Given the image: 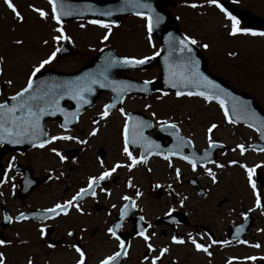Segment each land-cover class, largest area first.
Listing matches in <instances>:
<instances>
[{
	"label": "rangeland",
	"instance_id": "374dc122",
	"mask_svg": "<svg viewBox=\"0 0 264 264\" xmlns=\"http://www.w3.org/2000/svg\"><path fill=\"white\" fill-rule=\"evenodd\" d=\"M23 1L25 0H10L14 4L24 3ZM26 1L37 5L38 10H41L39 6L41 5L49 20L48 8L43 0ZM173 1L185 3L181 7L183 9L174 8L173 12L181 16L180 26H182L185 34L204 49L209 60V68L217 75L225 78L231 85L250 94L264 111V37L263 39H249L229 35L230 30H232L231 21L215 7V4H210L208 0ZM218 1L231 2L264 21V0H215V3ZM1 2L3 0H0ZM190 4H196L197 7H189ZM20 5L22 4L18 5L17 11L22 19L18 21L10 10L0 4V82L5 83L2 92L4 94L0 97V101L5 96L16 93L25 87L33 68L45 60L47 51L45 46L40 45L41 42L46 38L55 45L58 41V38L53 39L57 36L53 32L55 26L50 24V20L47 23L42 21L44 19L40 17L35 19L34 14H30L26 8ZM123 24L126 28H129V25L133 28L140 27L139 20H125ZM124 25L119 27L124 28ZM69 27H74L67 29L69 33L72 31L75 37L80 35V32L75 30L77 29L76 26L71 24ZM114 36L112 42L122 54L140 59L141 56L149 53L145 47L142 48V45L136 41L137 35L133 33L118 31L115 32ZM140 37L142 39V33ZM16 41H21V43L17 44ZM203 45H207V47L205 48ZM86 64L87 61H59L53 64L48 63L43 68L72 73ZM157 72V69L151 68L147 73L132 76L137 80H146L154 77L152 75L157 74ZM102 98L95 110L86 113L80 119V127L84 128V135L87 139L86 145L83 147L84 154L87 156H84L83 161L81 158L78 169L70 170L68 166L71 164L61 161L60 157L56 156L53 151L60 153L67 146L64 140H57L52 148L49 147L43 153L37 152L35 154L36 171L39 173L48 171L54 179L51 185L40 188L32 196L38 197L34 200L36 206L46 207L61 202L55 200L68 198L75 191L72 189L66 192V187L69 189L77 187L84 181L88 170L90 172L99 170L97 167L99 162H96V159L87 166L85 160L92 155L88 151H93L96 154L95 152L101 143L106 148H111L112 154L121 151L123 146L120 138L121 128L125 124V118L121 115V111L139 110L156 124L170 123L176 125L180 128L182 135L192 141L196 150L206 148L210 142H216L224 145L225 151L217 153L213 164L204 168L197 167L195 170L190 169L188 165L180 161L171 162V167H169L168 162L158 160L148 162L147 166H144L145 164L134 166V173H131L130 180L140 190L136 201H142L144 206H148L150 201H166L168 204L187 203L189 207H192L194 201H210L209 212L216 223L214 224L215 235L216 233L220 234L221 230L226 227L224 224L231 222L238 215L251 212L260 217L261 213H264V207L263 211L256 207L258 199L264 201V186L261 188L258 183L256 186H251L249 174L245 171V168L253 169L251 175L253 179L254 171L260 170L264 179V149L260 152L247 150L242 153L238 147L249 146L255 142L256 134L252 129L242 126L235 127L228 123L224 113L218 107L201 99L188 96L176 98L174 95L152 97L148 98L147 101L128 98L120 110L114 111L107 119L100 120L97 124H91V115L98 112V108H101L107 100V97ZM213 124L216 127L209 133L207 130ZM93 130H95V135L90 134ZM71 133H76V131H71ZM69 135L73 134L68 133V135L64 134L63 136ZM113 161L114 157L107 155L106 162H109L107 165ZM217 164L222 165V167L217 168ZM240 165H244V168ZM177 169L179 170V178H177ZM121 175H126L125 170L122 171ZM63 177L66 178L63 179ZM148 177H150L149 182L147 181ZM192 177H195L200 186L205 189V198H199L194 189L186 183V180ZM60 178L62 181L57 182ZM151 181L152 183H150ZM157 185L164 192L163 197L159 198ZM253 187L255 191H253ZM0 198L7 200V195L0 193ZM218 202L222 204L217 205ZM111 205L112 207L115 206V202ZM82 208H80V212ZM193 208L196 210L197 205H193ZM76 212L73 210L71 213ZM257 223L259 229L264 231V217H261ZM21 227L23 228V226ZM32 250L35 255L41 254L38 249ZM61 253L68 256V260L75 261L71 251L64 250ZM54 256L52 259L55 260L56 257ZM90 256L94 259L101 257L98 251Z\"/></svg>",
	"mask_w": 264,
	"mask_h": 264
},
{
	"label": "flooded vegetation",
	"instance_id": "af4514ba",
	"mask_svg": "<svg viewBox=\"0 0 264 264\" xmlns=\"http://www.w3.org/2000/svg\"><path fill=\"white\" fill-rule=\"evenodd\" d=\"M23 2L20 3L25 6L32 4V2L26 0ZM30 13L35 15V19L37 18L36 12L30 10ZM77 18H80V20H72L66 24L58 25L63 35L72 44V46H66L65 54H63L65 58L60 61L90 62L106 47L113 48L118 55L131 57L120 53V49L113 44L114 34L118 31H126L137 35L136 41L142 45V48L145 47L149 53L151 52V46L156 47L158 45L154 40L151 42L152 36L146 27H144L145 31L141 26L126 28L123 23L127 18L120 20L115 26L106 24L108 28L100 27L99 25L104 23L98 21L97 24L89 23L93 20H83L82 15L77 16ZM139 19L142 18L139 17ZM50 24L55 26L53 32L58 38L55 45L51 44L50 41L45 46L47 51L45 55L52 57L62 45L64 39L60 38V33L55 32L57 24L51 16ZM71 24L76 26L77 29L75 30L80 32L77 37L72 31L70 33L67 31V29L74 28L69 27ZM122 25H124V28L119 27ZM106 33L108 34L107 40L104 39ZM141 33L142 39L140 37ZM102 97L108 96L105 94L99 96L92 110L98 107L99 102L103 99ZM98 110V112L91 115V122L93 119L101 117L100 108ZM80 123L72 129L76 133L64 132L56 123H47L49 141L55 136L73 134L69 135L72 139L64 140L67 146L60 151L64 158L63 161L71 164L68 166L70 170L78 169L81 158L83 161L84 156H87L83 150L87 139L84 135V128L80 127ZM77 141H81V143H77ZM56 142L57 140L52 141L43 148H33L24 153L7 152L0 156V179L3 181L0 186V193L7 195V200L0 198V241L5 242L3 246H0V255L5 257V264L8 262L10 264H29V261H31V264H76L79 254L75 251V247H79L84 253L85 264H100L101 260L122 250L118 247L119 241L124 242V253L113 264H152V260L158 256L160 258L156 260V264H256L261 258L264 235L261 230L257 232V222L259 221L257 217L249 215L252 219L250 220L248 234L238 240L230 241L227 239L228 230L232 225L240 223L247 214L238 215L231 222L224 224L226 227L221 230L220 234L216 233L215 235L214 224L216 223L209 212L210 201H194L192 207H189L187 203L168 204L166 201H150L148 206H144L140 201H136L139 189L134 187V183L130 180L131 173H134V167L131 170L127 167L130 160L122 150L112 154L111 148H106L103 143L96 150V154L93 151H88L92 155L85 160L87 166H89L96 159V162H99L97 166L99 170L91 172L88 170L84 181L77 187L65 188L66 192L75 189L68 198L55 200L61 201L58 202L59 204L71 201L72 197L81 188L87 187V181L90 177H98L102 172L110 171L116 164L125 165V167L117 168L109 177L101 181V185L94 189L95 197L81 194V196L85 195V198H82L83 200L72 201L76 207H83L82 213H69L71 210H76V207L69 206L66 215L60 213L55 216H34V210L48 207L36 206L34 200L38 197L32 196L40 188L51 185L52 180H54L48 171L42 173L36 171L35 166L37 167V165L34 162V156L37 152L43 153L47 148H52ZM129 152L138 159L139 153L137 151ZM32 153L33 156H31ZM107 155L114 157V161L110 165H107L109 162H106ZM154 158L156 157H148L144 161ZM4 170L5 175L2 176ZM123 170H125V176L121 175ZM22 179L25 180V185L31 180L36 181V185L24 198L16 194ZM61 179H58L57 182L62 181ZM149 180L150 177L147 178L148 182ZM157 194L159 198L164 196L160 186ZM123 196L132 198L131 209L129 214L124 215L125 220L121 226L113 229L116 236L119 237V240H117L109 236L107 229L115 225L122 206L127 202L122 199ZM114 202L115 207H112L111 204ZM58 203L51 206L54 207ZM221 204L217 203V205ZM193 205H197L196 210ZM21 213L27 219H20ZM31 213L32 215H30ZM141 217H143V220H141ZM41 228L44 229L43 235L40 232ZM143 229H147L145 235L149 236L148 245H151V251L144 240L137 235V232ZM252 231L255 232L252 233ZM69 233H72V235H69ZM189 234L191 239L207 247L210 255L196 251L189 242ZM173 236L185 242L183 244H173L171 242ZM245 243L248 245L247 247L243 246ZM49 245H52V247H49ZM252 245H258V247H252ZM162 248H166L167 252L160 256V249ZM32 249L40 250L41 254L35 255ZM64 250L71 251L75 261L68 260L69 257L61 253ZM96 251L100 253L101 257L99 259L90 256ZM53 255L56 257L55 260L52 259ZM250 256L258 258L255 261H248Z\"/></svg>",
	"mask_w": 264,
	"mask_h": 264
},
{
	"label": "water",
	"instance_id": "95a60500",
	"mask_svg": "<svg viewBox=\"0 0 264 264\" xmlns=\"http://www.w3.org/2000/svg\"><path fill=\"white\" fill-rule=\"evenodd\" d=\"M81 1L91 2V0H68V2L73 4L74 8H77ZM99 3L100 6L110 5L116 10H122L125 14H144L148 22L151 21V31L157 36L163 48L161 56L157 59L163 64L161 77L150 84L118 80L114 77V73L117 70L115 66L120 64L111 65L110 62L104 60L93 62L84 68L82 72L71 76L59 77L60 75L54 72L44 73L36 81L38 94L32 93V88L35 84V80H33L32 88L22 98L26 102V107L21 108V98H18L17 101L11 99L6 101L4 104L6 109H0V114H3V121L0 122L4 123V127L0 128V143H8L9 140L13 141L16 138L18 143L22 144L20 146L29 145L33 142H38L39 144L41 139L36 141L32 137L37 135L39 131L41 135L45 134L43 123L47 118L54 119L59 116L62 118L70 116L71 120L73 119L75 122L77 115L92 103L97 92L108 89L117 94L119 90L115 87L120 85L130 86L134 93L144 92L150 87L152 88L151 90L200 92L203 96L207 95L214 101L221 103L234 124H240L246 120L254 121L257 114L261 116L258 105L250 96L239 94L237 90L228 87L222 79L208 73L205 61L193 46L182 47L176 19L169 16L166 12V8L171 4L169 0H104ZM220 5L224 9L233 12L248 27L256 28L262 25L252 15L228 3L222 2ZM75 10L77 11V9ZM157 18H159V23L156 22ZM256 22L257 25H255ZM188 48L191 51H188ZM165 58L166 61H164ZM145 63L130 66L129 68H136ZM165 63L166 66L164 65ZM171 84H175L176 87H171ZM126 92H130V90ZM77 94L79 96L74 100L73 96ZM63 102H70L72 109L65 110L62 115H59L60 104ZM82 104L86 105L82 107ZM13 108L16 109L14 112L7 111ZM33 114L35 115L34 117H32ZM25 124L28 126L25 127ZM250 124L253 125V123ZM133 126L134 124L128 123L129 129H132ZM165 130H173L175 135L178 134L176 128L168 126L158 128L157 132L161 133ZM8 132H12V135L9 136ZM32 133L34 134L31 135ZM146 139L149 138L146 137ZM180 140L178 138V141ZM182 142L189 145L186 141ZM151 145L156 148V153L162 151L154 140H151ZM140 148L142 150L145 149L144 146ZM188 158L191 159V157ZM198 191L200 196L204 195L199 189Z\"/></svg>",
	"mask_w": 264,
	"mask_h": 264
},
{
	"label": "snow or ice",
	"instance_id": "6c2138e0",
	"mask_svg": "<svg viewBox=\"0 0 264 264\" xmlns=\"http://www.w3.org/2000/svg\"><path fill=\"white\" fill-rule=\"evenodd\" d=\"M48 4L52 7V13H51V18L56 22L57 25L60 24V20L58 19L57 17V11H56V4L54 3V0H47ZM208 2L210 4H215V7L219 8L221 12H224V9L220 7V5L218 3H215V0H208ZM4 4L8 7V9L11 10V12L14 14L15 18L19 21L22 19V17L20 16L19 12L17 11V9L14 7V5L10 2V0H4ZM189 7H192V8H196L197 5L196 4H190ZM32 11L36 12L39 17L41 19H45L46 17V13L42 10H38L36 8H32ZM224 15L225 17L231 21V24H232V30L229 32V35H237L238 33H246L248 35H252V36H262L264 37V32H260V33H257V32H246V30H241L237 27V25L239 24V21L236 20L233 16H230L227 12H224ZM157 23H159V18H157L156 20ZM89 23H92V24H97L98 22L93 20V21H89ZM100 27H103V28H108V25L106 24H100L99 25ZM149 30H151V21L149 22ZM56 32L60 33V38L64 39V40H67L68 38L66 36L63 35V33L61 32V29L59 27H57L55 29ZM53 39H57V37H53ZM104 39L107 40L108 39V34L106 33L105 36H104ZM186 42V43H185ZM17 44H20L21 41H16ZM182 43V47H185L187 48L188 45H191V44H196V41L193 40V39H190L189 37L185 36L183 38V41L181 42ZM203 47H207V45H203ZM188 51H191L190 48H188ZM54 55V54H53ZM51 59V57H49L48 60H43L39 66L35 67L33 70H32V74L31 76H29L28 78V82H27V85L25 88H23L20 92L16 93L15 96H12L10 99L13 100V101H17L18 98H21V108H24L26 107V102L23 101L22 98H24L25 94L29 92V90L32 88V76H35L37 72L40 71L41 68L44 67V65L48 64L49 63V60ZM147 59H150L148 57L145 58V60ZM145 60H124V61H121L122 64L124 65H127V66H135L137 64H143L145 62ZM115 63V62H114ZM94 82V81H93ZM171 87H176L175 84H171L170 85ZM177 97L181 96V95H188V96H191L193 95V93L191 92H188V93H180V92H177ZM195 95L197 96H201L202 93L200 92H197L195 93ZM203 99L205 101H207L209 99V97L207 95H204L203 96ZM111 107V105H105V109ZM221 107L223 108V105H221ZM0 109H6V105L4 104H0ZM16 109L13 108V109H8L7 111L8 112H14ZM29 111H31L29 109ZM107 111H105L102 115V119L104 117L107 116ZM121 115H124L123 111H121ZM225 119L228 123H232L231 120H228V117H227V114H225ZM0 121H3V114H0ZM28 125L25 124V127H27ZM4 127V123L3 122H0V128H3ZM33 127H34V124H33ZM168 127H172V128H175V125H168ZM216 127V125H212L211 127L208 128V132L211 133L213 131V129ZM127 129H128V125H127V122L125 123V128H124V133H125V140H124V154L128 157V159L131 161L130 164L127 165L128 169L131 170V168L138 164V163H144L145 161L143 159H136L132 156V154L129 152L128 150V138H127ZM91 135H95V130H93L92 133H90ZM8 135L11 136L12 135V132H8ZM72 139L71 137L69 136H55V137H52L50 141H45L43 143H39V144H36L34 145L35 147H40V148H43L45 146L46 143H50L52 141H55V140H70ZM77 143H81V141H77ZM209 147H213V144L212 143H209ZM241 148V152H243V146H238ZM55 155L60 157L61 161H63V156H61V154L59 152H56L55 150H53ZM165 160L168 159L167 156L163 157ZM180 159H186L184 156H181ZM187 162L192 165V168L193 170H195V164H193V161L191 159H188ZM120 167H125V165H122V164H116L112 167V169L110 171H104L102 172L98 177H90L87 181V187L86 188H81L75 196L72 197V200L71 201H68L64 204H56L53 208H50L47 210L48 213H51V214H59V213H64L65 215L67 214V209L69 206L71 207H76L75 204L72 203V201H76L78 199H81L82 196L81 194H85V195H91L92 197H95L96 193L94 191V186H99L100 182L105 180L107 177H109L113 172L116 171L117 168H120ZM169 167H171V163L169 162ZM201 167H203V165H201ZM217 168L219 167H222V165L220 164H217L216 165ZM240 167L244 168V165H240ZM207 171V170H206ZM245 171L249 174V184L252 185V179H251V175H252V172H253V169H247L245 168ZM209 175H211V173L209 172ZM177 178H179V170L177 169ZM215 182V181H213ZM0 183H3V181H0ZM157 187H159V185H157ZM101 191H103V189H101ZM253 191H255V188L253 187ZM137 195H139V193H137ZM123 200L125 201H128L129 200V197L128 196H123L122 197ZM257 206H259V201H257ZM115 207V206H113ZM76 211L77 212H80V208L76 207ZM124 215H125V211H124V208H121V211H120V219L123 220L124 219ZM262 215H264V213H262ZM20 219H27V217L24 216L23 213H21L20 215ZM141 220H143V217H141ZM118 227V225L116 226ZM147 231V229H143L142 231H138L137 232V235L139 237H141L145 244L148 246L149 250L151 251V245H148V240H149V236L145 235V232ZM40 232L41 234L43 235L44 233V229L41 228L40 229ZM107 233L109 234L110 237L114 238V239H117L119 240V237L116 236L115 232L113 231V228L112 227H109L107 229ZM69 235H72V233H69ZM173 244H183L185 241L184 240H180V239H177L175 236L172 237V241H171ZM189 242L194 246V249L198 252H204L205 254H208L210 255L209 251H208V248L207 247H204L202 246L201 244L197 243L195 240L191 239V235L189 234ZM5 242L4 241H0V246H3ZM225 243H227L225 241ZM49 247H52V245H49ZM75 247V246H74ZM118 247L121 248V249H124V242L123 241H119L118 243ZM252 247H258V245H252ZM75 251L79 254V259L76 261V264H85V256H84V253L82 252V250L79 248V247H75ZM167 252V249L166 248H162L160 249V256H163L165 253ZM121 252H116L114 253L113 255L111 256H108L107 258L103 259L100 261V264H113L114 261H116V259L118 257L121 256ZM160 257H156L155 259L152 260V264H156V260H158ZM250 259H256L255 257H251ZM0 264H5V257L3 255H0ZM29 264H31V261H29Z\"/></svg>",
	"mask_w": 264,
	"mask_h": 264
}]
</instances>
